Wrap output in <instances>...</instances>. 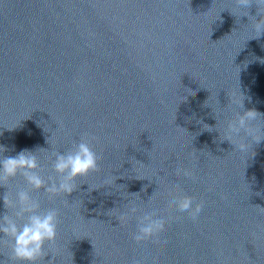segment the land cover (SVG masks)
Returning a JSON list of instances; mask_svg holds the SVG:
<instances>
[{"label": "water", "instance_id": "obj_1", "mask_svg": "<svg viewBox=\"0 0 264 264\" xmlns=\"http://www.w3.org/2000/svg\"><path fill=\"white\" fill-rule=\"evenodd\" d=\"M247 13L238 0H0L4 155L65 151L84 134L102 155L70 196L33 192L60 212L56 264H264V141L250 158L203 129L216 123L205 101L224 106L238 85L264 126V34ZM105 178L117 184L89 193ZM181 194L203 202L196 221L167 203ZM128 201L163 212L165 243L132 240L136 217L118 222ZM10 254L4 237L0 260Z\"/></svg>", "mask_w": 264, "mask_h": 264}, {"label": "clouds", "instance_id": "obj_2", "mask_svg": "<svg viewBox=\"0 0 264 264\" xmlns=\"http://www.w3.org/2000/svg\"><path fill=\"white\" fill-rule=\"evenodd\" d=\"M238 3L241 8L247 9L255 5L256 16H250L249 13L245 16H248V20L252 17V29L258 34L257 37L264 34V0H238ZM226 96L228 102L224 106L220 105L218 99V107L205 101L204 106L211 108L216 123L214 126L203 124V129L215 131L220 143L227 141L232 150L251 158L254 156L253 146L264 141V126L257 125V121L262 119V114L255 109H245L247 97L239 85L235 94L226 93ZM197 123L202 121L198 120ZM50 139L51 135L46 141L48 144ZM94 139L95 137L84 134L65 151L47 153L44 148L35 151L23 149L14 156L4 155L8 149L0 145V188L6 189L0 196L4 209L0 212V241L4 237L8 238L11 249L8 264H45V257H50L46 264H56L57 251L53 246L60 224V212L55 206L42 208L40 199L34 196L33 192L43 190L48 200L52 201L61 194L68 197L78 191L80 184L77 181L100 171L102 155L94 150ZM40 150L45 152L43 158L50 165L47 175L44 173L48 168L42 164L37 154ZM175 171L185 177L192 175L188 169L179 165ZM17 176L23 178L24 186H18L13 192L9 182ZM117 179L105 178L101 186L92 188L90 192L88 187L87 191L91 193L99 189L109 190L113 183L117 184ZM167 203L175 205L179 212L187 213L193 221L198 219L204 207L203 202L197 203L194 197L182 194L168 196ZM156 207L151 203L140 206L135 201H128L126 210L118 217V222H125L135 216L136 227L132 240L148 236L165 243L159 231L165 216L163 212L157 211ZM167 219L171 222L175 218L169 215ZM0 264H5V261L0 260ZM129 264H141V261L133 256Z\"/></svg>", "mask_w": 264, "mask_h": 264}]
</instances>
